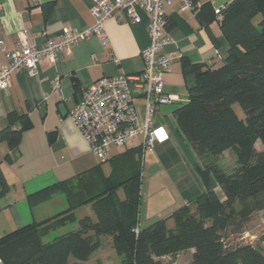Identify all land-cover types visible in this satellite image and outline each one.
<instances>
[{
  "label": "trees",
  "instance_id": "obj_1",
  "mask_svg": "<svg viewBox=\"0 0 264 264\" xmlns=\"http://www.w3.org/2000/svg\"><path fill=\"white\" fill-rule=\"evenodd\" d=\"M196 16L205 25L215 19L207 5L199 7ZM219 27L229 45L222 63L209 68L182 59V73L192 80L186 85V102L176 106L173 115L178 131L202 163L206 155L231 152L230 172L203 163L202 178L212 174L221 196L207 190L173 209L169 217L139 228L143 147L128 148L108 159V175L99 162L28 196L33 206L59 192L67 207L1 236L4 264H78L98 250L101 236L111 238L117 264H161V258L176 264L179 254L188 251V260L179 264H264V251L258 246H229L222 237L232 221L235 201L264 193V0H231L221 12ZM234 104L242 108L244 118H239ZM30 125L26 113L7 114L0 129V142L9 148L6 162H13ZM0 183L4 188L1 174ZM86 205L92 216L77 217L75 210Z\"/></svg>",
  "mask_w": 264,
  "mask_h": 264
},
{
  "label": "crops",
  "instance_id": "obj_2",
  "mask_svg": "<svg viewBox=\"0 0 264 264\" xmlns=\"http://www.w3.org/2000/svg\"><path fill=\"white\" fill-rule=\"evenodd\" d=\"M230 1L194 0L196 6L187 10L180 9L178 0L164 6V34L170 41L162 50L172 61L163 74V89L177 100L158 106V140L152 148H143L142 179L145 172L149 173L147 178L158 173L165 178L157 182L147 179L146 185L141 180L139 228L169 217L173 209L207 190L221 196L212 174L202 178L203 164L178 131L173 110L186 102V85L192 80L191 75L182 73V59L215 68L222 63L229 46L219 21L214 19L205 25L196 16L198 8L207 5L214 10ZM48 4L51 5L46 9ZM91 6L92 0H0V65L5 63V52L20 49L22 31H26L28 44L41 46L49 38L56 39L64 29L83 31L91 27ZM139 14L138 23L125 16L109 18L104 23V41L89 34L72 47L71 53H59L55 62L39 61L34 75L26 68L13 72L11 86L0 90V129L6 125L10 111L26 113L31 123L22 133L13 162L5 161L9 148L0 142V174L5 183L4 188L0 183V237L63 211L67 204L59 192L33 206L28 196L99 164L69 112L81 92L101 77L142 72L141 52L149 44V37L147 15L142 11ZM134 100L142 112L143 99L136 95ZM19 126V122L14 124L15 128ZM142 142L138 135L125 146L112 147L107 161L100 165L103 173L110 172V157L128 148L143 147ZM118 195L123 197L121 190ZM75 214L92 216L88 205L75 210ZM105 239L111 238L101 236L100 243ZM0 264H4L1 259Z\"/></svg>",
  "mask_w": 264,
  "mask_h": 264
},
{
  "label": "built area",
  "instance_id": "obj_3",
  "mask_svg": "<svg viewBox=\"0 0 264 264\" xmlns=\"http://www.w3.org/2000/svg\"><path fill=\"white\" fill-rule=\"evenodd\" d=\"M172 1L92 0L90 10L94 24L91 27L83 31L64 29L56 39L49 38L41 46L28 44L25 41L26 31H22L20 49L4 54L5 63L0 65V90L11 86L13 72L26 68L30 75H34L39 61L55 62L59 53H71L72 47L89 34L98 35L104 41V23L109 18L125 16L129 21L138 23L141 20L139 11H142L147 15L149 37V44L141 52L142 72L135 76L119 74L101 77L82 91L69 115L99 162L106 161L112 147L125 146L138 135L143 138V148H152L158 140L159 130L155 125L158 106L177 100L176 96L167 94L163 89V74L172 61L162 50L170 41L164 34L167 24L164 6ZM178 1L181 10L196 6L194 0ZM226 5L214 9L217 21L221 19ZM136 95L143 99L142 112L135 103Z\"/></svg>",
  "mask_w": 264,
  "mask_h": 264
},
{
  "label": "rangeland",
  "instance_id": "obj_4",
  "mask_svg": "<svg viewBox=\"0 0 264 264\" xmlns=\"http://www.w3.org/2000/svg\"><path fill=\"white\" fill-rule=\"evenodd\" d=\"M259 20L260 15H257L253 19V23L257 25ZM233 108L239 118H244V113L239 104H234ZM203 163H206V165L213 163L226 172L232 171L234 166V161L229 150L223 151L220 157L206 155L203 158ZM105 165L106 164H104V166ZM144 174V179H142V181H144L145 185L147 179L151 182H157L160 177L165 178L164 174L161 176L159 173L155 175L153 174L151 178H147L149 173L145 172ZM167 225L171 226L172 222L167 221ZM222 237L224 242L229 246H234L238 243H252L264 251V193L242 202L238 200L235 201L232 221L228 228L222 233ZM178 257L176 264L182 263L186 260L188 254L187 252H184L179 254ZM115 259L118 261V256L112 246V240L105 239L100 243L97 252L94 253L92 257L86 261H80L78 264H114ZM117 261H115V264H117ZM160 262L161 264H168L171 260L168 258H161Z\"/></svg>",
  "mask_w": 264,
  "mask_h": 264
}]
</instances>
